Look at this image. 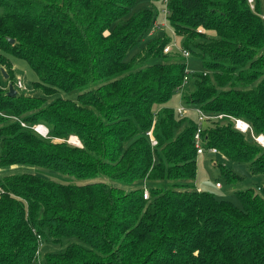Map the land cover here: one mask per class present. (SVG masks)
Returning <instances> with one entry per match:
<instances>
[{
    "label": "trees",
    "instance_id": "obj_1",
    "mask_svg": "<svg viewBox=\"0 0 264 264\" xmlns=\"http://www.w3.org/2000/svg\"><path fill=\"white\" fill-rule=\"evenodd\" d=\"M140 1L0 0V264H264V185L234 191L238 204L196 188V120L166 105L186 63L163 52L173 36L152 31V8L127 16ZM167 9L176 41L202 63L181 100L208 116L205 151L264 174V147L230 119L264 135V0ZM10 56L43 95H8ZM44 242L65 247L41 258Z\"/></svg>",
    "mask_w": 264,
    "mask_h": 264
},
{
    "label": "rangeland",
    "instance_id": "obj_2",
    "mask_svg": "<svg viewBox=\"0 0 264 264\" xmlns=\"http://www.w3.org/2000/svg\"><path fill=\"white\" fill-rule=\"evenodd\" d=\"M148 7L153 9L155 16L158 13L157 16L158 21L162 22L164 19L162 10L165 8L162 1L151 3L145 0H141L139 3H137L135 6H133L130 9L127 16L130 17L136 11ZM2 11H3L2 8H0V14L2 13ZM165 29H166L165 32L167 33L168 37L172 38V34L170 30L168 28ZM155 36L147 37L143 42L140 43L138 47L132 49L127 59L131 58L142 46L148 44L152 39H154ZM177 44L180 48L183 45V41L180 37H177ZM9 59L13 68L15 83L16 80L21 79L25 87L23 90H20L17 87H15L14 84L15 90L18 93L21 94L23 93L24 95H32V96L43 95L42 91L34 86V83L38 80V77L36 73L29 67L27 62H25L22 59L16 58L14 56H10ZM183 61L186 63L187 71L189 74V82L186 84L185 89H182L181 92L186 90V88H190L191 86L190 80L192 79V75L201 73L203 71L201 60L195 54L193 53L190 54V56L186 60L183 59ZM1 83L5 84L4 79L1 80ZM55 96H61L64 98H75V92L72 91L68 93H57L55 94ZM51 99H53V97L48 98V100ZM180 104H184V103L181 100L180 93L175 91L173 97L166 105H169L176 110V108L180 106ZM162 106L163 105H157L156 110L160 112ZM185 117L193 121L196 120L195 112L192 109H186ZM196 161H197L196 177H195L196 188L214 194V196L218 200H229L238 204V200L235 196L234 191L245 190L248 188H254L256 191H258L259 190L258 188L264 185L263 173H253L252 168L248 163L234 162L233 160L228 159L219 152L212 153L209 150L205 151L203 154L197 155ZM222 168L226 171H231V173L234 174L237 177V179L235 181L228 182L223 175ZM15 170L22 171V169H18V168L12 171ZM217 183H220L221 186L216 187ZM64 247H65L64 242L63 244L44 242L42 243L39 249L40 256L42 258L45 253L58 252L64 249Z\"/></svg>",
    "mask_w": 264,
    "mask_h": 264
},
{
    "label": "built area",
    "instance_id": "obj_3",
    "mask_svg": "<svg viewBox=\"0 0 264 264\" xmlns=\"http://www.w3.org/2000/svg\"><path fill=\"white\" fill-rule=\"evenodd\" d=\"M247 1L250 4V6L253 7L254 0H247ZM162 2L165 6V8L162 10V13L164 15V20H163V22H160V23L155 22L154 28L152 31H154L155 28L159 29L160 27L161 28H168L167 21H166V17L168 15V9H167L168 0H162ZM169 30L171 31L173 38H172L171 42L164 47L163 52L168 53V52L175 50L182 55L183 59L186 60L190 56V51L186 48H183V47L180 48L177 44L174 32L171 29H169ZM188 81H189V74L183 78L182 85H181L180 89L177 90V92L180 93V97L182 95V92H181L182 88L188 83ZM15 87H17L18 89H24L25 88L21 79L16 80ZM186 109H189V107H187L185 104H180V106H178L175 111L177 112V114L179 116L182 117V116H185ZM192 110H194L195 115H196V127H195L194 138H193L194 139V147L196 148L197 155H200V154H203L205 152V148H204L205 142L202 138V131H203V128L205 126L206 118L208 116L206 114H204L203 111L199 108H192ZM222 117H223L222 114L217 115V119H221ZM230 119H231V121L233 123V127L235 129L241 131L242 133L250 132L253 139L258 144H260L262 147H264V135L254 136L249 123H247L244 120L239 119V118L230 117ZM22 125H24V124H22ZM32 129L44 137H47V135H48L47 127H45L42 124L33 125ZM147 135L150 137L151 145L152 146L156 145L157 141L153 138L150 130L147 132ZM68 142L72 145L81 147V143H80L79 139L74 135H71L68 138ZM208 150L212 153H218V150L216 148H209ZM220 186H221L220 183L216 184V187H220ZM0 192H1V187H0ZM148 197H149L148 189L146 187H144L143 188V198L147 199Z\"/></svg>",
    "mask_w": 264,
    "mask_h": 264
},
{
    "label": "water",
    "instance_id": "obj_4",
    "mask_svg": "<svg viewBox=\"0 0 264 264\" xmlns=\"http://www.w3.org/2000/svg\"><path fill=\"white\" fill-rule=\"evenodd\" d=\"M10 42L13 43V39H10ZM2 73L4 74V78L7 79L8 75L5 73L4 70H2ZM17 91L15 90L13 84L11 82L8 83V95L9 96H15Z\"/></svg>",
    "mask_w": 264,
    "mask_h": 264
},
{
    "label": "crops",
    "instance_id": "obj_5",
    "mask_svg": "<svg viewBox=\"0 0 264 264\" xmlns=\"http://www.w3.org/2000/svg\"><path fill=\"white\" fill-rule=\"evenodd\" d=\"M155 33H153L152 35H154ZM199 191H201L200 189H198Z\"/></svg>",
    "mask_w": 264,
    "mask_h": 264
}]
</instances>
